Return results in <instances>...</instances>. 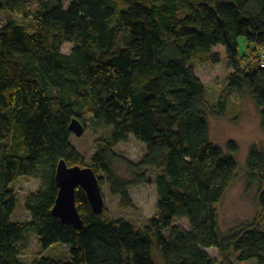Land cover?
<instances>
[{"label":"trees","instance_id":"1","mask_svg":"<svg viewBox=\"0 0 264 264\" xmlns=\"http://www.w3.org/2000/svg\"><path fill=\"white\" fill-rule=\"evenodd\" d=\"M122 1L118 9L116 0H0L2 13L20 14L4 17L0 27V264H156L155 253L160 264H264V215L226 235L219 231L216 205L237 164L211 142L203 109L222 115L231 94L247 92L264 132V0ZM64 43L71 44L68 53ZM217 45L230 72L218 100L206 106L195 65L218 62L219 54L210 53ZM73 118L84 129L107 127L89 159L70 142ZM130 134L146 148L138 161L121 157L132 175L126 181L111 159ZM227 147L237 151L233 141ZM60 162L90 167L122 208L134 207L129 185L159 170L155 214L141 226L112 219L104 198L96 213L77 186L82 225L63 222L52 213ZM246 169L248 186H261L264 212V153L256 146ZM19 177L38 187L25 196L29 219L12 221L11 187ZM30 233L43 249L69 244L70 259L38 255L26 263L23 239ZM210 247L217 260L206 252Z\"/></svg>","mask_w":264,"mask_h":264},{"label":"rangeland","instance_id":"2","mask_svg":"<svg viewBox=\"0 0 264 264\" xmlns=\"http://www.w3.org/2000/svg\"><path fill=\"white\" fill-rule=\"evenodd\" d=\"M116 1L118 9L125 7L122 0ZM66 2L67 0H64L65 4ZM3 13L0 11V27L4 22V17L20 15L9 11H3ZM238 42L239 54L247 53V43L244 37H239ZM70 49V43H64L61 46V51L64 53H68ZM210 53H218L219 61L216 63L207 61L203 65H195V73L205 86L206 106L214 104L218 100L224 88L226 77L230 72L226 66L225 52L221 45L214 46ZM249 58L250 54L247 55L246 61ZM226 106L227 109L222 115H212L208 112L207 107L203 108L208 118L211 142L222 148L225 154L231 155L237 164L233 181L216 205L218 228L223 235L254 223H259L264 215L257 200L258 190L261 186L257 183L248 186L246 169V159L250 147L256 146L264 153V132L260 126L259 110L247 92L241 95L231 94L226 101ZM106 128H85L80 136L73 133L70 142L78 152L89 159L95 151L93 140L105 135ZM228 141H233L236 144V152L229 150L227 147ZM145 148V143L131 134L125 142H120L115 146V156L111 159V165L120 179L126 181L132 179V175L121 160V157L138 161L144 155ZM158 172L159 170L149 169L146 175L148 179L146 183L129 185L128 191L134 203L133 208L120 207L119 196L112 195L106 185L102 186L101 192L104 203L109 208L111 218L125 221L135 226L145 225L148 218L153 216L156 211L157 192L154 179ZM37 187L38 181L29 177H19L12 184L11 188L16 199L11 214L12 221L29 219L30 215L24 205V200L26 194L35 191ZM173 223L183 228H188L186 220H175ZM23 243L26 248L21 258L26 263H29L32 258L38 255L61 261H67L71 256V246L69 244L56 242L43 249L37 245L36 236L32 233L23 239ZM205 250L215 260L219 258L218 252L214 247L206 248ZM153 258L156 264H160V257L157 253H155ZM241 264H256V260L244 261Z\"/></svg>","mask_w":264,"mask_h":264},{"label":"water","instance_id":"3","mask_svg":"<svg viewBox=\"0 0 264 264\" xmlns=\"http://www.w3.org/2000/svg\"><path fill=\"white\" fill-rule=\"evenodd\" d=\"M70 130L80 136L84 131L83 124L73 118L69 124ZM58 187L57 196L52 208V213L56 214L63 222L70 223L80 228L82 221L75 205V189L80 186L94 212L98 213L103 204V195L98 179L93 170L88 167H67L64 162H60L56 173Z\"/></svg>","mask_w":264,"mask_h":264},{"label":"built area","instance_id":"4","mask_svg":"<svg viewBox=\"0 0 264 264\" xmlns=\"http://www.w3.org/2000/svg\"><path fill=\"white\" fill-rule=\"evenodd\" d=\"M259 63L261 66H264V47L259 51Z\"/></svg>","mask_w":264,"mask_h":264}]
</instances>
